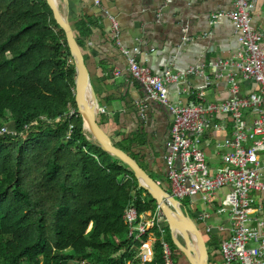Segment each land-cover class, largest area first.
<instances>
[{
	"label": "trees",
	"instance_id": "16d2710c",
	"mask_svg": "<svg viewBox=\"0 0 264 264\" xmlns=\"http://www.w3.org/2000/svg\"><path fill=\"white\" fill-rule=\"evenodd\" d=\"M75 78L48 0H0V129L15 130L0 134V264H166L164 244L177 249L168 224L165 235L157 224L129 235L127 205L149 218L157 202L88 138ZM147 249L153 257L142 259Z\"/></svg>",
	"mask_w": 264,
	"mask_h": 264
},
{
	"label": "built area",
	"instance_id": "2783aa9c",
	"mask_svg": "<svg viewBox=\"0 0 264 264\" xmlns=\"http://www.w3.org/2000/svg\"><path fill=\"white\" fill-rule=\"evenodd\" d=\"M256 1L235 0L232 9L212 13L213 21L227 17L234 23L239 41L229 58L211 62L217 67L213 75L199 67L153 73L137 60L139 46L128 48L120 43L119 24L106 12L112 21V36L128 57L133 78L144 86L148 99L160 102L172 113L165 155L170 169L165 183L158 182L165 189L166 184V190L181 201L182 210L196 215L205 234L219 240L224 264H264V32L253 24ZM192 73L203 78L195 90H188L193 97L173 101L168 86L175 85L177 94L181 93L180 85ZM222 81L228 85L227 97L208 99L207 89ZM104 110L100 108V112ZM9 132L15 130L7 126L0 129V134ZM215 132L232 135L215 143L221 158L219 167L210 165L203 147V135ZM219 193L223 194L221 202L216 201ZM182 200L187 201L185 205ZM199 203L205 208L200 209ZM123 218L135 239L155 224L166 234L167 221L159 205L146 218L130 202ZM164 252L166 264H175L168 243Z\"/></svg>",
	"mask_w": 264,
	"mask_h": 264
},
{
	"label": "crops",
	"instance_id": "0c3cea01",
	"mask_svg": "<svg viewBox=\"0 0 264 264\" xmlns=\"http://www.w3.org/2000/svg\"><path fill=\"white\" fill-rule=\"evenodd\" d=\"M234 5L235 0H58L60 11L83 41L80 47L99 107L105 109L98 113L99 124L115 145H127L157 181H166L170 169L165 155L172 113L160 102L148 99L144 86L133 78L128 57L112 36V21L106 12L119 24L120 43L128 48L139 46L137 60L153 73L199 67L213 75L217 67L211 62L229 58L239 41L234 23L227 17L213 21L212 13ZM252 20L264 32V0L256 1ZM202 81L200 73L189 74L178 94L175 85H169L171 99L189 100L193 96L187 94L188 90H195ZM206 93L208 99L220 101L227 97L228 85L222 81ZM215 134L203 135V147L210 165L219 167L221 158L215 143L232 135ZM216 201L221 202L218 198ZM180 239L187 240L185 236ZM207 247L209 264H224L220 247ZM180 251L178 247L172 249L173 261L186 264ZM144 256L151 259L153 252L147 249Z\"/></svg>",
	"mask_w": 264,
	"mask_h": 264
},
{
	"label": "water",
	"instance_id": "95a60500",
	"mask_svg": "<svg viewBox=\"0 0 264 264\" xmlns=\"http://www.w3.org/2000/svg\"><path fill=\"white\" fill-rule=\"evenodd\" d=\"M51 5L54 17L58 24L64 29L68 44L74 57L76 78H75V101L78 111L83 120L84 130L88 129L90 138L94 143L105 151L118 157L132 169L139 185L147 190L154 198L165 215L167 224L172 232V238L177 247L185 254L191 264H209V251L205 238L196 222V220L187 212L182 210L181 201L176 199L168 192L149 172L144 169L139 162L128 152L115 145L110 139L107 132L98 122V113L100 111L99 102L90 78L88 67L80 45L77 42L73 28L59 9L58 0H48ZM88 83L90 94L94 97L92 103L86 102L85 85ZM172 127V123L170 124ZM176 225H180L183 229H175ZM184 229L189 233L190 239L182 241L179 233L184 235ZM200 250V255L197 250Z\"/></svg>",
	"mask_w": 264,
	"mask_h": 264
},
{
	"label": "rangeland",
	"instance_id": "374dc122",
	"mask_svg": "<svg viewBox=\"0 0 264 264\" xmlns=\"http://www.w3.org/2000/svg\"><path fill=\"white\" fill-rule=\"evenodd\" d=\"M73 111V110H72ZM87 135H90V133L89 132H85ZM165 187H166V189H169V188H167V186L166 185H164ZM222 196H223V194L222 193H219V194H217V198H218V201H221V199H222ZM228 199V198H227ZM226 199V200H227ZM228 201L229 202H231V199H228ZM184 202H187V201H184ZM204 204H201V203H199L198 204V206H199V208H202V206H203ZM205 206V205H204ZM199 224V223H198ZM200 230H201V232H202V234H203V236H204V238L205 239H207V238H210L207 234H205L204 233V230H203V226H201V228H200ZM184 235H185V240L187 239H190V237H189V233H188V231L186 230V229H184ZM167 233H168V231H167ZM169 233H170V235H172V232H171V230H170V228H169ZM180 235V237H184L181 233L179 234ZM187 236V237H186ZM179 237V238H180ZM186 240V241H187ZM184 256H185V254H184ZM143 259H147V256H144V257H142ZM185 263L186 264H191L190 263V261H189V259L185 256Z\"/></svg>",
	"mask_w": 264,
	"mask_h": 264
},
{
	"label": "bare ground",
	"instance_id": "6f19581e",
	"mask_svg": "<svg viewBox=\"0 0 264 264\" xmlns=\"http://www.w3.org/2000/svg\"><path fill=\"white\" fill-rule=\"evenodd\" d=\"M85 90H86V102L87 103L88 102L89 103H92V101H94V97L92 96V94H90L89 87H88V83H86V85H85ZM86 130H87V132H89L88 129H86ZM175 229L180 232V230L183 229V227L180 226V225H176L175 226ZM196 250H197V254L200 255V250L199 249H196Z\"/></svg>",
	"mask_w": 264,
	"mask_h": 264
}]
</instances>
